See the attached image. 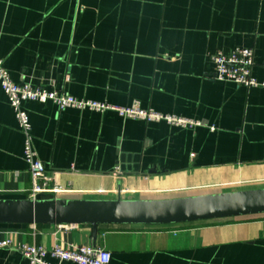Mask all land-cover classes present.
Listing matches in <instances>:
<instances>
[{"label":"crops","instance_id":"obj_1","mask_svg":"<svg viewBox=\"0 0 264 264\" xmlns=\"http://www.w3.org/2000/svg\"><path fill=\"white\" fill-rule=\"evenodd\" d=\"M252 48L264 82V0H0V57L16 83L201 122L26 100L50 197L163 199L264 187V87L214 78L211 54ZM26 136L0 84V198H28ZM121 172H117V168ZM19 243L97 245L111 264H264V213L177 224H0ZM46 259L58 261L50 255ZM61 264H78L65 261Z\"/></svg>","mask_w":264,"mask_h":264},{"label":"built area","instance_id":"obj_2","mask_svg":"<svg viewBox=\"0 0 264 264\" xmlns=\"http://www.w3.org/2000/svg\"><path fill=\"white\" fill-rule=\"evenodd\" d=\"M214 64V78L220 81H230L245 87H264V82L258 81L252 75L254 65V51L252 48H235L229 52L218 51L211 54ZM0 84L8 97V100L15 110L16 118L26 139L23 148V156L32 176V186L29 190L31 199L49 196L55 192L58 194L60 188L53 185V178L46 172L45 165L40 160L32 142V125L27 112L22 108L26 100L48 102L51 101L60 110L65 108L90 109L96 111L115 110L121 116L139 118L148 121L165 119L177 125H200L201 122L174 115H167L157 112L152 108H142L139 102L130 106H116L106 102L95 100H83L70 95L57 88L48 89L41 86H33L29 83H16L6 68L3 58L0 57ZM117 172H121L117 168ZM51 198H55L51 196ZM68 226V225H59ZM12 240L0 241V246H13ZM17 249L28 259L29 264H61L65 261H72L78 264H111L112 254L110 251L97 245H70L63 247L56 244L51 249L41 245L19 243ZM50 255L58 263H52L46 259Z\"/></svg>","mask_w":264,"mask_h":264},{"label":"water","instance_id":"obj_3","mask_svg":"<svg viewBox=\"0 0 264 264\" xmlns=\"http://www.w3.org/2000/svg\"><path fill=\"white\" fill-rule=\"evenodd\" d=\"M264 213V187L163 199L0 198V224H177Z\"/></svg>","mask_w":264,"mask_h":264},{"label":"trees","instance_id":"obj_4","mask_svg":"<svg viewBox=\"0 0 264 264\" xmlns=\"http://www.w3.org/2000/svg\"><path fill=\"white\" fill-rule=\"evenodd\" d=\"M42 198H51V197H50V196H46V197H45V196H43Z\"/></svg>","mask_w":264,"mask_h":264}]
</instances>
